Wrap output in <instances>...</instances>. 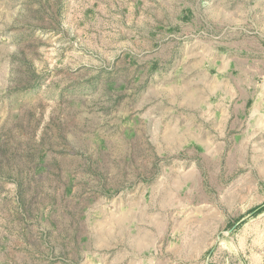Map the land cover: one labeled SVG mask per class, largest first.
Returning a JSON list of instances; mask_svg holds the SVG:
<instances>
[{"label":"rangeland","instance_id":"374dc122","mask_svg":"<svg viewBox=\"0 0 264 264\" xmlns=\"http://www.w3.org/2000/svg\"><path fill=\"white\" fill-rule=\"evenodd\" d=\"M0 264H264V0H0Z\"/></svg>","mask_w":264,"mask_h":264}]
</instances>
